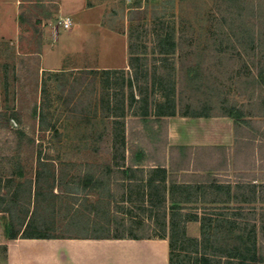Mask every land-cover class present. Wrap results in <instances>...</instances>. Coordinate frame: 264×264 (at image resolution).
I'll return each instance as SVG.
<instances>
[{
    "label": "rangeland",
    "instance_id": "374dc122",
    "mask_svg": "<svg viewBox=\"0 0 264 264\" xmlns=\"http://www.w3.org/2000/svg\"><path fill=\"white\" fill-rule=\"evenodd\" d=\"M57 1L0 0L3 224L14 219L19 235L30 221L24 234L85 239L120 232L131 219L127 232L162 241L165 207L151 214L136 204L123 192L128 182L114 185L111 202L96 203L113 182L108 166L127 167L136 153L143 171L135 194L154 176L156 195L164 196L166 173L151 167L168 155L167 115L231 114L248 138L239 143V161L253 169L173 173L167 213L208 218L211 264H264V0H99L79 7V26L73 20L71 29L62 27ZM203 157L192 166L228 162L221 153ZM88 168L96 178L83 186ZM104 214L121 221L104 227ZM190 221L187 234L200 237L201 222ZM5 257L2 245L0 264Z\"/></svg>",
    "mask_w": 264,
    "mask_h": 264
},
{
    "label": "crops",
    "instance_id": "0c3cea01",
    "mask_svg": "<svg viewBox=\"0 0 264 264\" xmlns=\"http://www.w3.org/2000/svg\"><path fill=\"white\" fill-rule=\"evenodd\" d=\"M98 1L58 0L57 4L61 16L71 17L78 27L79 7L89 10L95 8ZM64 7L74 12L63 14ZM44 60L46 63V54ZM47 66L48 69L61 68L58 64ZM111 66L122 68V65ZM71 68H79V65ZM165 129L168 155L158 163L165 164L160 166L167 169L168 176L176 172L196 175L210 169L228 171L232 168L237 172L253 169L251 165L239 161V143L248 138L244 130L240 131L237 120L231 114H180L177 111L167 115ZM218 153L228 158V162L223 161L216 167L192 166L198 154L214 157ZM158 163L155 166H159ZM190 222H187V229ZM149 238H9L0 218V246L6 248L4 264H169L167 238L162 241Z\"/></svg>",
    "mask_w": 264,
    "mask_h": 264
},
{
    "label": "trees",
    "instance_id": "16d2710c",
    "mask_svg": "<svg viewBox=\"0 0 264 264\" xmlns=\"http://www.w3.org/2000/svg\"><path fill=\"white\" fill-rule=\"evenodd\" d=\"M174 48H176V45L173 43ZM135 53V52H132ZM132 58H130V60L132 61ZM105 70H112V69H105ZM123 70V69H122ZM197 114V113H196ZM143 156H148L145 155V153H142ZM116 156L113 155V159H115ZM129 158V159H128ZM125 155V152L122 154V159L125 160L128 159V166L127 167H121L122 169H110V167L108 166V170H110L111 172L108 175V177L110 179H108L109 181H111V178H113V182L110 185L109 183V188L106 195H102L100 197V199L97 198V202H102L101 200H108V202H111V200L113 199L112 197H116V193H115V187L120 185V182H128V184H123L122 188L125 187V190H123V192H126V195H128V197L131 200H135L136 204H138L139 206H142L144 208H150L149 211L152 214L153 210L160 207V206H164V211H163V225L161 227V230H159V234H157L158 236L162 237V238H168L169 240V248H170V252H169V264H189L190 263V259H191V255L190 254H195L196 257H194L196 259L197 264H211V254H209L207 252V248L205 247V243H206V221L208 220V218L205 217V215L202 216H198V215H189L187 213H167L168 211V206L167 205V195L165 194V192H167V182L172 181V174H170L168 176V171L165 167H161L160 164L158 163L159 166H155V167H151L152 171H156V169H163V171L166 173L165 178L162 184L163 185V191L164 192V196H160L158 197L156 195L155 192V188L156 187V183L158 182L159 179H157L154 176H151L149 178H145L143 180H145L146 184H142V186H144L145 191H139L138 194H135L136 188L133 185V182L135 180V176H136V172L138 171H143V169H139L141 167H138V162L140 161L139 157H136V153L132 154L131 157H128ZM145 158V157H143ZM51 158L49 157H41L40 160L42 162H49ZM142 160V158H141ZM155 162L156 160L153 159ZM111 163V162H110ZM109 164V163H107ZM157 165V164H156ZM161 165H165V164H161ZM117 173H122V177H115L117 176ZM114 176H113V175ZM95 174L93 173L92 169L88 168V172L87 174L83 177L82 182H83V186H87L89 185V183L91 182L92 179L96 178L94 176ZM118 178V179H117ZM81 180V179H80ZM115 180V181H114ZM143 182V181H142ZM115 185V187H114ZM128 185V187L126 186ZM147 186H149V188H147ZM124 189V188H123ZM64 193V191H61ZM69 194H71L72 196H80V193L78 192H73V191H69ZM162 197V198H161ZM77 199V198H76ZM100 200V201H98ZM94 202V201H93ZM172 210H177V211H172V212H178V210H183L185 208L183 207H177V206H172L171 207ZM95 209V208H94ZM145 210V209H144ZM152 216V215H151ZM179 216V217H178ZM103 217L107 220H109L108 215H103ZM170 218V221H169ZM179 219V220H177ZM177 220V221H176ZM190 220H199L201 222V236L200 237H193L187 234L186 231V224L188 221ZM121 220H115V221H111L109 220L108 223L104 224V221H98L97 224L98 225H102V226H111L112 228H114V225H118L120 223ZM149 220H147L146 222H148ZM226 223L231 226L233 223H231L230 221H228V219L225 220ZM29 222H27L26 227L24 228V231L19 235L18 231H16L14 229V225H15V221L14 219L11 220L10 218V222L5 224V228L6 231L9 235V238H18V237H22V238H56V236H48V235H43V234H37V233H33V234H24V232L26 230L30 229V225ZM118 222V223H117ZM145 222V221H144ZM96 223V222H95ZM134 224V221H132L131 219H123L122 220V230L120 232H115L113 235H111L109 232L110 230H107L108 233H100V234H95V236L90 237V236H85V238H96V239H101V238H149L150 235L149 234H141V233H129L128 228L130 229L131 225ZM153 224V223H152ZM59 238V237H58ZM65 238V237H64ZM195 249V250H193ZM178 257H183V260H179L178 261ZM234 257L232 255H229V258ZM182 262V263H181Z\"/></svg>",
    "mask_w": 264,
    "mask_h": 264
},
{
    "label": "built area",
    "instance_id": "2783aa9c",
    "mask_svg": "<svg viewBox=\"0 0 264 264\" xmlns=\"http://www.w3.org/2000/svg\"><path fill=\"white\" fill-rule=\"evenodd\" d=\"M60 23L64 29H70L73 25V19L68 16H60Z\"/></svg>",
    "mask_w": 264,
    "mask_h": 264
}]
</instances>
